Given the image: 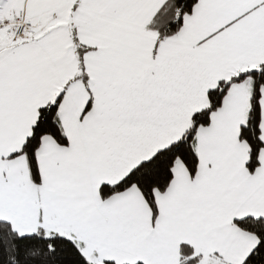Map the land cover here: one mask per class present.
Segmentation results:
<instances>
[{
  "label": "snow or ice",
  "instance_id": "obj_1",
  "mask_svg": "<svg viewBox=\"0 0 264 264\" xmlns=\"http://www.w3.org/2000/svg\"><path fill=\"white\" fill-rule=\"evenodd\" d=\"M0 264H264V0H0Z\"/></svg>",
  "mask_w": 264,
  "mask_h": 264
}]
</instances>
